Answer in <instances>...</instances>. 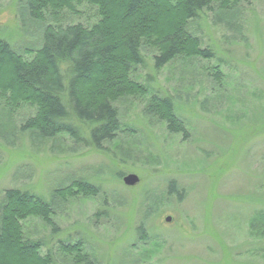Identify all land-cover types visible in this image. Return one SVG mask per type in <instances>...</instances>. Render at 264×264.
I'll list each match as a JSON object with an SVG mask.
<instances>
[{"label":"rangeland","instance_id":"rangeland-1","mask_svg":"<svg viewBox=\"0 0 264 264\" xmlns=\"http://www.w3.org/2000/svg\"><path fill=\"white\" fill-rule=\"evenodd\" d=\"M220 7L186 21L210 58L156 70L155 50L143 49L132 78L148 95L113 103L122 130L100 149L21 132L29 106L0 111V210L7 190L51 204L52 226L34 216L21 226L52 264H264L263 230L253 229L264 225L253 226L264 214V1ZM57 20L90 27L99 15L83 3ZM44 22L26 0H0V37L16 51L40 47ZM152 95L172 100L186 132L147 114ZM127 175L137 186L123 183ZM69 185L93 191L55 199Z\"/></svg>","mask_w":264,"mask_h":264},{"label":"trees","instance_id":"trees-1","mask_svg":"<svg viewBox=\"0 0 264 264\" xmlns=\"http://www.w3.org/2000/svg\"><path fill=\"white\" fill-rule=\"evenodd\" d=\"M230 2L26 0L33 19L49 23L45 25L40 47L34 50L16 51L0 37V111L9 115L29 106L34 114L25 119L21 132L50 140L66 134L76 144L100 149L122 130L113 103L124 96L148 95L147 87L132 78L134 68L142 62L143 49L155 50L156 70L180 57L210 58L211 53L201 50L199 40L185 30L186 21L197 18L212 5L226 9ZM83 3L97 8L96 23L90 27L57 23L61 12L73 11L75 5ZM214 76L216 79L219 73ZM173 104L169 97L152 95L146 104L147 114L165 121L170 132L184 133L185 127ZM80 126L88 130V139H84ZM169 188L174 192L172 184ZM88 189L93 191L89 185H69L56 191L55 199ZM3 196L0 264H52L51 255L40 254L39 242L25 239L21 226V221L33 216L52 226L51 204L19 190H7ZM259 218L264 222V214L253 219V226H258ZM253 229L263 230L264 234V225Z\"/></svg>","mask_w":264,"mask_h":264},{"label":"water","instance_id":"water-1","mask_svg":"<svg viewBox=\"0 0 264 264\" xmlns=\"http://www.w3.org/2000/svg\"><path fill=\"white\" fill-rule=\"evenodd\" d=\"M123 183L128 186V187H133V186H137V184L139 183V179L137 176L135 175H127L126 177L122 178ZM171 219L166 218L165 222H170Z\"/></svg>","mask_w":264,"mask_h":264}]
</instances>
